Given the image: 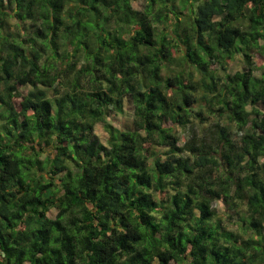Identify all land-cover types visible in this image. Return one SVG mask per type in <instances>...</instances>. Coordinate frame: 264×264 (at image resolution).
Here are the masks:
<instances>
[{"label":"trees","instance_id":"16d2710c","mask_svg":"<svg viewBox=\"0 0 264 264\" xmlns=\"http://www.w3.org/2000/svg\"><path fill=\"white\" fill-rule=\"evenodd\" d=\"M133 2L0 0V264H264V0Z\"/></svg>","mask_w":264,"mask_h":264},{"label":"rangeland","instance_id":"374dc122","mask_svg":"<svg viewBox=\"0 0 264 264\" xmlns=\"http://www.w3.org/2000/svg\"><path fill=\"white\" fill-rule=\"evenodd\" d=\"M145 3H146L145 0H134L133 7L136 10H143ZM259 59L262 61L261 63L264 64V59H262V57H260ZM244 69H245L244 59L242 58V56L237 55L233 61H230L228 63L226 73L233 75L237 72L244 71ZM256 74L259 75L260 71H256ZM29 90L30 88H25V89H22V92L23 94H27ZM196 109L199 110V107L197 106ZM251 109H252L251 107L248 108L249 111H251ZM205 118L207 119V123H205L204 125L205 127H207V130H209V127H212L213 129V127L218 123L223 126L230 125L231 127H233L234 131L236 130V128L231 123H229V121L226 118L222 119L218 117L217 115H210L209 113H205ZM106 121L110 123L113 127L118 128L120 130L132 131L134 129L133 109L131 105L129 104V102L125 103L123 113H109ZM193 125L195 128H199V127L201 128V124L199 123V120L195 121ZM191 126L192 125H190V127ZM190 127L185 128V129L176 128V132L180 137V146H183L185 143L191 140L190 132L193 131L192 128L194 127H191V128ZM95 134L100 139L101 142L106 144L107 139H108V134L105 131L103 124H98L96 126ZM202 138L203 136L201 137L198 135V139H202ZM209 138L210 136L207 137V139ZM213 209L217 211V214H218L217 216L222 221V225L225 228L229 230H233V231L239 230L240 216L237 213V211L227 209L226 206L221 202H216L213 206ZM240 209L242 213L244 208L241 207ZM57 213L58 211L56 209H52L49 213V217L54 219Z\"/></svg>","mask_w":264,"mask_h":264}]
</instances>
